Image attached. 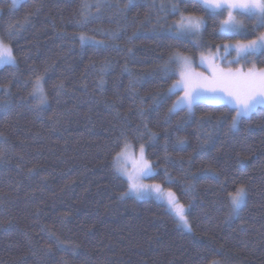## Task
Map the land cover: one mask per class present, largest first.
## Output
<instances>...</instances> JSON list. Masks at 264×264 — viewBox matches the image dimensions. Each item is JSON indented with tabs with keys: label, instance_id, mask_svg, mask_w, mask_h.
Here are the masks:
<instances>
[{
	"label": "trees",
	"instance_id": "obj_1",
	"mask_svg": "<svg viewBox=\"0 0 264 264\" xmlns=\"http://www.w3.org/2000/svg\"><path fill=\"white\" fill-rule=\"evenodd\" d=\"M180 14L205 20L199 38H175ZM224 17L195 0H0V38L18 28L16 66L0 69V264H264V105L235 129L227 105L169 113L179 76L161 70L176 52L197 60L264 32L243 17L244 34L225 36ZM245 63L264 67V53ZM124 142L144 146L149 181L189 207L191 231L125 195ZM241 186L235 217L225 193Z\"/></svg>",
	"mask_w": 264,
	"mask_h": 264
},
{
	"label": "snow or ice",
	"instance_id": "obj_2",
	"mask_svg": "<svg viewBox=\"0 0 264 264\" xmlns=\"http://www.w3.org/2000/svg\"><path fill=\"white\" fill-rule=\"evenodd\" d=\"M19 0H11V7L16 8ZM195 5L199 6L203 11L210 14L213 19L224 16L227 18L221 20L220 31L226 33H238L240 31V23L237 16L251 19L255 21V30L264 28V0H195ZM84 7L90 8L91 5L85 4ZM99 10L100 5H96ZM162 9L164 5L160 6ZM172 13L179 11L178 4L171 5ZM87 18H85L86 22ZM27 17L25 23H27ZM19 24V22H17ZM22 27V25H20ZM205 27V21L201 17L194 15L180 14L178 21L172 26L176 39H182L186 36H196ZM8 37L6 41L0 38V68L5 65L16 66V54L10 42L18 28L16 25L8 26ZM79 39L82 44L90 41L83 32ZM223 51L225 54L235 52V60L229 64H239L241 61L248 62L250 57L256 56L258 52L264 51V32H260L254 39H247L246 42L238 41L236 45H225ZM216 57L206 58L201 55V63L208 61L209 76L202 73H194L192 63L188 59L176 52L170 60L162 66V71L166 75H178L176 83L168 89L169 96L177 95L178 98L172 103L168 109L169 113H176L186 110L189 114L192 112L193 106L201 99H207L212 104H222L230 107L234 111L231 117L230 127L235 129L242 118L250 117L256 110L257 106L264 105V67L257 68L255 65L242 69H233L231 66L219 67L215 64ZM223 59V58H221ZM175 67H172V66ZM42 77H37L32 86V96L40 104L46 103ZM62 87V85H61ZM179 91H183V95H178ZM120 147V144L117 145ZM127 142L123 143L120 151L117 152L113 164L118 173L123 170L119 167L121 159L127 154L129 148ZM144 146L139 147V168L138 175L129 176V193L138 199L156 194L157 198L162 199L168 209L173 210L177 217V221L186 230L191 231L188 218L184 206L179 202L176 194L167 191L162 194L161 185L159 184H143L137 181L144 176L152 174V166L144 157ZM226 197L230 206V212L235 213L244 202L247 192L244 186L237 187L234 191H226ZM216 264V262H213Z\"/></svg>",
	"mask_w": 264,
	"mask_h": 264
},
{
	"label": "rangeland",
	"instance_id": "obj_3",
	"mask_svg": "<svg viewBox=\"0 0 264 264\" xmlns=\"http://www.w3.org/2000/svg\"><path fill=\"white\" fill-rule=\"evenodd\" d=\"M24 1H26V0H19V3H18L17 6H19ZM130 1L134 2V0H130ZM226 18H227V14L225 13L224 19H226ZM237 20L239 21L240 26H241L240 27V31L238 33H226V32H221V33L223 35H225V36H228V37L242 36L244 34L243 32H244V28H245L244 27L243 17L237 16ZM203 29L204 28L201 29V32L198 35H196V36H186V37H184V39H197V38H199V36L201 35ZM238 41L246 42L247 40L226 41L223 44L219 45L214 52L209 53V54L204 55V56L206 58H208L209 60H210L211 57L215 56L216 59H215L214 62L219 67L231 66L234 70L235 69H242L244 71H247L248 67H251L252 65H255V64H252L251 66H247L244 61H241V63H239V64H234V63L233 64H229V62L235 60V52H232L231 54H227L226 55L225 52L223 51L225 45H236ZM261 53H264V51L258 52L256 55H259ZM183 56L188 57V59L191 61L192 70H193L194 73H202L205 76H209L210 75V73L208 71V61H206L205 63L202 64L201 63V56L197 60L194 59V58H191L189 56H186V55H183ZM221 58H223V59H221ZM5 66H8V65H5ZM255 66L257 68H259L258 65H255ZM178 95L182 96L183 95V91H179ZM177 98H178V96H177ZM199 102H208V103H210L207 99H201ZM144 157L146 159L145 152H144ZM138 162H139V150L136 151L133 147L129 148L127 154L120 161L119 167L123 170V172L119 173V174L128 183V193H129V179H128V177L129 176L135 177V176L138 175V168H139ZM154 174H155V170L152 168V174L151 175L144 176L143 178L139 179L137 182L138 183L147 184V185L157 184V183L149 181V178H151ZM159 185H161V184H159ZM161 189H162V194H166L167 193V190L162 185H161ZM128 195L131 196V197L136 198L135 195H132V194H128ZM136 199L140 200V201H143V200H155V201L165 205L166 208L168 209L166 203L162 199L157 198L155 193H153L151 196L145 197L143 199H138V198H136ZM245 202H246V198H245L244 202L242 203L241 207L238 209V211L234 213L235 217H237L239 215V213L241 212V209L245 205ZM168 210L177 219V217L175 215V212L173 210H170V209H168ZM185 211H186L188 222H189V216H188L189 207H186ZM179 225L184 230H186L181 224H179ZM189 226H190V224H189Z\"/></svg>",
	"mask_w": 264,
	"mask_h": 264
}]
</instances>
